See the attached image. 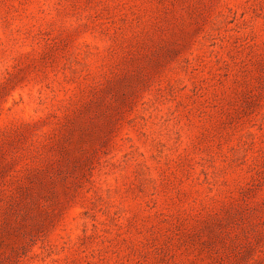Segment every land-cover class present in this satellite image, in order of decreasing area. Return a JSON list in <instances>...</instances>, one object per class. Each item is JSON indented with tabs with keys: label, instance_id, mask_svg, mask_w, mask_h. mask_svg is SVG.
I'll list each match as a JSON object with an SVG mask.
<instances>
[{
	"label": "rangeland",
	"instance_id": "obj_1",
	"mask_svg": "<svg viewBox=\"0 0 264 264\" xmlns=\"http://www.w3.org/2000/svg\"><path fill=\"white\" fill-rule=\"evenodd\" d=\"M0 264H264V0H0Z\"/></svg>",
	"mask_w": 264,
	"mask_h": 264
}]
</instances>
